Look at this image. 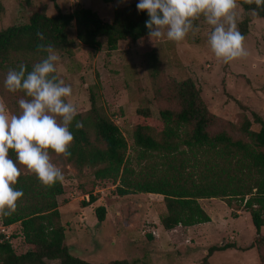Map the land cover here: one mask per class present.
Here are the masks:
<instances>
[{"label": "rangeland", "instance_id": "rangeland-1", "mask_svg": "<svg viewBox=\"0 0 264 264\" xmlns=\"http://www.w3.org/2000/svg\"><path fill=\"white\" fill-rule=\"evenodd\" d=\"M112 1L113 5L119 6L139 2ZM55 3L65 13L78 6L107 11L103 0H55ZM236 11L241 18L238 20L240 30L244 25V11L241 7ZM33 12L53 16L56 14L54 2L0 0V29L27 22ZM250 17L244 36L248 56L229 64L217 62L210 51L207 42L210 26L202 17L194 22L197 30L190 32L180 43L166 38L153 40V43L126 40L120 41L116 50L108 51L101 39V48L86 71L81 70L76 59L79 42L71 29L69 50L54 51L59 57L54 75L71 86L72 95L66 98V102L73 103L77 113H84L89 108L90 90L96 93L100 105L126 141L128 173L131 177L152 178L160 173L163 153L145 150L135 144L136 112L139 108H148L155 132H158L161 128L159 111L176 113L180 109L175 93L178 84L185 79L194 82L208 112L214 116L209 133L223 131L234 139L252 144L250 137L241 131V125L249 120V130L258 131L260 125L254 121L253 113L264 121V19L253 12ZM147 47L155 49L159 57V72L155 78L150 77L142 59ZM41 59L20 55L13 63L16 66L25 64L32 70ZM9 69L0 70V101L6 104L11 116L20 113V99L30 98L20 91H7L4 81ZM198 157L205 160V157ZM50 158L64 175L63 194L57 197V202L61 223L66 227L65 244L73 256L95 264L120 259L136 264H200L208 247L227 243L233 244L234 248L213 252L208 258L209 264H264V240L254 242L256 235L251 217L238 198L230 199V205L219 198L199 199L211 222L195 227L193 235L172 231L156 243L149 230L165 211L161 195L135 193L117 196V181L96 180L90 168L79 170L63 157L50 154ZM20 168L21 173H27L23 166ZM88 195H96L97 200L83 207L82 201H87ZM98 206H107L109 210L103 222H99L94 213ZM82 218L84 223L80 220ZM15 224L4 232L0 229V235L16 236L12 239V247L21 253L24 242L20 225ZM261 234L264 235V227ZM47 263L60 264L57 260H47Z\"/></svg>", "mask_w": 264, "mask_h": 264}, {"label": "trees", "instance_id": "trees-1", "mask_svg": "<svg viewBox=\"0 0 264 264\" xmlns=\"http://www.w3.org/2000/svg\"><path fill=\"white\" fill-rule=\"evenodd\" d=\"M52 1L55 15L33 12L27 22L0 29V70L12 66L10 69L18 70L13 61L20 55L42 58L47 55L37 52V45L42 42L36 35L38 31L44 34L43 43L51 44L54 51H67L72 44L70 31L74 29L79 42L76 59L82 71L90 69L101 48V39L108 51L116 50L120 41H150L145 27L148 15L146 11L138 12V2L119 6L113 5L112 0H103L107 11L78 6L65 13L55 0ZM237 4L244 11V25L239 31L245 36L251 21L250 12L256 6L244 3V0H237ZM256 16L264 19V11H259ZM142 59L150 77L155 78L159 72L155 49L147 47ZM175 96L180 109L176 113L159 111L161 128L158 132H155L148 108H139L136 112L135 144L145 150L163 153L160 173L155 177H131L128 173L126 141L92 89L89 108L77 114L69 129L74 137L69 148L71 155L60 157L79 170L92 169L96 180L117 181V196L161 195L165 211L159 217V224L164 230L210 222L199 199L219 198L230 205V199L238 198L251 217L256 235L254 242L264 240L261 234L264 227V121L253 113L254 121L260 125L258 131L249 130V120L242 123L241 131L250 137L252 144L234 139L223 131L211 134L208 128L213 124L214 116L208 112L194 82L189 78L181 81ZM76 121H82L83 127L77 129ZM50 154L55 155L51 151ZM9 157L15 161L13 150H9ZM14 187L21 190L23 196L18 199L13 215L0 217V227L18 223L26 251L17 254L11 244L16 236L2 233L0 264H48L47 260H57L60 264H95L73 256L64 243L66 227L61 223L57 202V197L63 194L62 182L45 187L34 174L22 173ZM96 200V195H88L82 206ZM94 213L99 222L105 220L104 206L96 207ZM229 248L234 245L222 243L208 247L200 264H209L208 258L213 252ZM96 264L136 263L120 259Z\"/></svg>", "mask_w": 264, "mask_h": 264}, {"label": "clouds", "instance_id": "clouds-1", "mask_svg": "<svg viewBox=\"0 0 264 264\" xmlns=\"http://www.w3.org/2000/svg\"><path fill=\"white\" fill-rule=\"evenodd\" d=\"M254 4L253 13L264 11V0H244ZM138 12L146 11L145 27L150 42L167 39L180 43L194 28V22L204 19L210 26L207 42L217 62L229 64L248 56L244 35L238 29L237 0H139ZM42 41L37 52L47 53L40 62L27 71L25 64L9 69L4 81L8 92H23L30 99H20L18 115H9L6 104L0 101V217H9L17 210V201L23 196L15 189L21 168L34 174L45 187H52L64 180V175L50 158V151L65 158L73 134L69 130L77 108L66 102L72 88L54 75L59 57L51 44L43 43L42 32L36 33ZM75 127H83L76 121ZM13 150L16 159L9 157Z\"/></svg>", "mask_w": 264, "mask_h": 264}, {"label": "crops", "instance_id": "crops-1", "mask_svg": "<svg viewBox=\"0 0 264 264\" xmlns=\"http://www.w3.org/2000/svg\"><path fill=\"white\" fill-rule=\"evenodd\" d=\"M157 195H159V194H157ZM105 209H106V212H108L109 210H108V207L107 206H105ZM115 212V214L116 213H118V211H114ZM83 215V214H82ZM82 215L80 214V216L82 217ZM83 219L84 218H82V219H80L81 220V222H83ZM105 221V220H104ZM115 222H119V221H116L115 220ZM211 222V221H210ZM210 222H207V223H210ZM84 223V222H83ZM207 223H202V224H207ZM202 224H196V225H193V226H187V227H183V226H177L175 229H172V230H164L162 227H161V225L159 224V222H157L156 223V225L152 228V229H156V235H154L153 236V242H156V243H160V241L162 240V236H164V235H169L172 231H181V233L183 234V235H193V230H194V228L195 227H197L198 225H202ZM17 224H12V225H9V226H5V227H3L4 228V231L6 230V229H10V228H12L13 226H16ZM148 235H150V234H148ZM152 235V234H151ZM150 235V236H151ZM7 236H9V235H7ZM66 237V236H65ZM20 238V237H19ZM64 243H65V240H64ZM12 244V243H11ZM66 245V244H65ZM13 246V245H12ZM14 247V246H13ZM23 250H22V252L21 253H23V252H25L26 251V246H25V244H23ZM17 254H20V253H18V252H16Z\"/></svg>", "mask_w": 264, "mask_h": 264}, {"label": "built area", "instance_id": "built-area-1", "mask_svg": "<svg viewBox=\"0 0 264 264\" xmlns=\"http://www.w3.org/2000/svg\"><path fill=\"white\" fill-rule=\"evenodd\" d=\"M76 2H79L80 0H75ZM1 231L4 232V228L3 227H0ZM149 232L154 236L156 235V230L155 229H151L149 230Z\"/></svg>", "mask_w": 264, "mask_h": 264}]
</instances>
